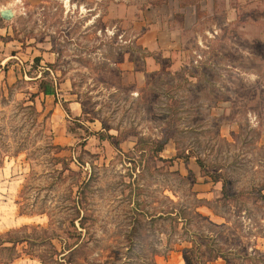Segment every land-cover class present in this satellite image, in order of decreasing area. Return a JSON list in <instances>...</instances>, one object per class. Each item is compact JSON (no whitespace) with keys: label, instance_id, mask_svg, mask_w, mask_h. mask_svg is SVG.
Returning <instances> with one entry per match:
<instances>
[{"label":"rangeland","instance_id":"1","mask_svg":"<svg viewBox=\"0 0 264 264\" xmlns=\"http://www.w3.org/2000/svg\"><path fill=\"white\" fill-rule=\"evenodd\" d=\"M0 33L28 74L0 71V236L25 239L0 264H264V0H0Z\"/></svg>","mask_w":264,"mask_h":264},{"label":"crops","instance_id":"2","mask_svg":"<svg viewBox=\"0 0 264 264\" xmlns=\"http://www.w3.org/2000/svg\"><path fill=\"white\" fill-rule=\"evenodd\" d=\"M14 43H15V40L4 41V40L0 39V71H1V67L5 66L7 63H9L12 60L13 64L11 66V70H9L7 72L9 78H12V77L15 78L16 77V74H15L16 66H18V68L21 69L22 75L24 72V75L28 77V74L25 72L24 67H22L20 65V63L22 62V59L20 58L19 52H18V49L20 47H18ZM21 67L23 68V70ZM11 72H13V74H11ZM39 75H41L40 71H39V74L37 76H33V77H29V78L39 80V82H40L41 78L39 77ZM39 82H38V85H39ZM54 88H55V93H53V94H44L43 92H39V87H37V89L35 90V93L38 92L37 98H41L42 100L45 99L48 106L51 108H54L55 111H57V107H60V104H58V102H57V96H56L57 95V91H56L57 89H56V87H54ZM11 230H13V229H11ZM27 260L35 261V257L30 256L28 259L25 257H20V258L14 259L11 263H5V264H27ZM39 261L44 263L41 259H39ZM209 264H227V261H226V259H223V258H217V259H214L213 261L209 262Z\"/></svg>","mask_w":264,"mask_h":264},{"label":"trees","instance_id":"3","mask_svg":"<svg viewBox=\"0 0 264 264\" xmlns=\"http://www.w3.org/2000/svg\"><path fill=\"white\" fill-rule=\"evenodd\" d=\"M35 60H39V59L36 58ZM38 87H39V92H43L44 94H53V93H55V88L53 87V85L49 81H46L45 78H43V79L40 80ZM37 95H38V92L37 93H34V96H37ZM167 140H168V138H166L162 142H159L158 140L154 141V143H157V146L154 149L155 154L156 153L158 154L159 152L163 151V149L165 147V144L167 143ZM263 196H264V194H263ZM79 213H80V211H79ZM177 214L178 213H176V215H173V212H171L169 214V216L172 217V219H174V220L180 219L181 216H177ZM159 217H160V215H159ZM79 218H80L79 223H80V225L82 227L83 224H84V221L86 220V215L83 214ZM12 232H13L12 230L7 231L6 232L7 233V237L6 238L0 236V248H2L4 250H8V251H12L13 252V251H15L17 249V245L19 243H23V241L25 239H23V238L22 239H13V237H11ZM80 234H81V232H80ZM64 249H66V247ZM68 250H70V248ZM183 251L185 252L186 249H183ZM18 257H19V254L17 253L14 256L10 257L9 260L10 261H13L14 259H16ZM214 257L215 258H219V257L225 258L221 254H215ZM41 260L44 262V259L41 258ZM5 263H8V261H6Z\"/></svg>","mask_w":264,"mask_h":264},{"label":"water","instance_id":"4","mask_svg":"<svg viewBox=\"0 0 264 264\" xmlns=\"http://www.w3.org/2000/svg\"><path fill=\"white\" fill-rule=\"evenodd\" d=\"M1 15L6 18V19H9L11 16H12V13L11 11H8V10H4L1 12Z\"/></svg>","mask_w":264,"mask_h":264}]
</instances>
